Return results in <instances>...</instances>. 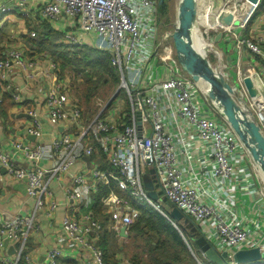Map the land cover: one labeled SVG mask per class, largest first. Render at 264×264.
<instances>
[{"label":"built area","instance_id":"2783aa9c","mask_svg":"<svg viewBox=\"0 0 264 264\" xmlns=\"http://www.w3.org/2000/svg\"><path fill=\"white\" fill-rule=\"evenodd\" d=\"M243 1L249 3L240 0L229 7L235 19L240 18ZM252 1L250 13L259 0ZM28 2L13 0L23 17L30 11ZM11 9L0 5V13ZM40 14L47 21H69L80 32L97 38L94 46L108 52L128 105L117 103L116 93L108 100L94 97L91 107L95 114L87 118L70 91L69 79L60 77L58 67L50 61V72L46 71L45 76L51 84L44 104L48 121L62 128L61 135L52 139L49 148L40 142L33 147L15 143L14 148L22 151L28 167L17 166L11 153L0 145V168L23 181L27 195L35 200L27 214L17 213L8 219L0 214V264H33L27 240L38 228L37 215L42 210L50 215L57 206L56 201L46 199L50 195L49 180L95 153L101 154L111 169L83 164L64 188L70 213L61 220L63 234L75 241L83 254L87 252L95 264H106L97 244L102 230L118 232L121 225L132 224L141 207L166 216L160 198L163 196L193 218L200 234L219 253L225 252L230 264H236L233 255L245 249L259 248L264 259V178L217 104L207 97L206 88L179 65L173 30L164 28L159 0H46ZM236 29L223 25L212 28L207 39L215 45L213 37L220 31L222 41L230 43L234 37L237 47L245 46L255 57L260 56L264 41L237 36ZM30 36L35 37L36 32L31 31ZM62 37L63 43L79 45V39L69 30L63 31ZM216 64L226 68L220 57ZM12 66L33 69L35 61L26 57L23 49L13 47L0 60V70ZM261 69L264 70V60ZM231 70H222L221 74L264 134V99L258 98L252 74L238 73L231 79ZM245 76L252 78L257 88L255 96L248 94L243 84ZM261 84L264 88V82ZM27 113L30 124L26 133L40 138L38 115L32 110ZM41 158L50 160L48 169L37 164ZM147 168L153 169L162 191L156 200L148 197L143 185L142 173ZM110 181L127 193L134 206L127 198L108 193L101 199L108 216L104 225L93 216L90 205L99 184ZM80 206L86 213L76 216ZM8 245L16 246L11 258L5 253ZM64 253L63 245L52 247L46 255L48 263L55 264Z\"/></svg>","mask_w":264,"mask_h":264},{"label":"crops","instance_id":"0c3cea01","mask_svg":"<svg viewBox=\"0 0 264 264\" xmlns=\"http://www.w3.org/2000/svg\"><path fill=\"white\" fill-rule=\"evenodd\" d=\"M45 2L46 0H29L28 9L30 11L27 17H23L13 4V0H0V5L5 4L12 8L11 11L7 13H0V60L5 57L9 48L18 47L23 49L26 57L32 58L35 61L33 69L23 70L12 66L8 70H0V145L11 153L16 165L22 167H28L30 164L26 161L22 151H17L14 148L15 143H21L23 147H33L36 143L40 142L48 147L53 138L61 135L62 130L60 126H55L48 121L47 107L44 104V97L51 84L50 79L45 76V72H50L49 63L52 61V57L47 51L39 50L36 47L30 36V32L35 31L37 33L38 30L45 29V26H47L59 33V38L56 43H60L61 41L63 42V31L69 30L79 39L80 45L88 44L94 46V42L91 43L86 41L87 35L74 28L71 22L65 21L64 19H59L56 22L43 19L40 10ZM220 2L221 0H197V5L201 4L202 9L201 13L197 12L200 13V15L196 14L199 17V20L196 22L197 27L203 28L205 25L211 24L209 15L211 11L217 14L216 12L222 8V3ZM263 2L264 0H259L252 13H250L252 10L251 4L254 3L252 0H249V3L244 2L240 5L241 10L245 8L243 15L239 18L241 25L246 20L248 14L249 16L241 29L237 28L234 30L237 32V36L241 34L244 37L251 38L254 42L264 41ZM254 12L255 14L252 15ZM205 15H207V17ZM219 41V43H214L220 52L223 53L222 62L226 68L221 69V67L218 66L219 64H216V61L211 64L217 68L220 67L221 71L232 69L231 73L234 77L232 78L230 75L231 79L236 78L238 73L243 75L252 74L258 90L264 91L261 84L264 82V70L261 69L264 60V50L260 56L255 57L245 46L237 47V40L234 37L231 38L230 43H227L226 39L222 41L221 38ZM228 60H230L229 64ZM220 69L218 68V70ZM2 73L3 77L1 76ZM29 110L34 111L41 121L42 136L40 138H35L26 133V128L30 124V116L27 113ZM97 155L99 154H96V156ZM87 162L90 163V165L96 164L100 166L104 160L101 159V161H97L91 157L83 161H77L66 173L49 180L48 186L50 195H48L46 199L56 201L57 206L50 215H47L45 210L40 211L37 215L38 228L27 240L32 247L33 264H49L46 257L47 252L52 247H57L58 245H63L65 253L63 256L56 259L55 264H95L92 257L87 252L83 254L82 248L75 241L68 239L63 234L61 228L62 218L70 213L67 205L68 202L64 194V188L73 175ZM37 164L44 169H48L50 167V160L41 158ZM0 175V214L8 219L17 213H29L34 207L35 200L27 195L25 183L14 179L3 168H0ZM155 191H159L158 187H155ZM170 206L172 205L163 201L166 216L162 215L179 229L182 227L183 230H186L190 236L194 234L198 228L193 220L187 221H191L194 224L192 228H196L195 231L191 230L192 228L187 225V221L184 222V219L179 223H174V221L168 217L167 214L170 211ZM90 209L99 214L98 209L94 205V199L92 200ZM81 213H86V209L82 206L79 208V213L77 212L75 215L79 216ZM122 226H124V224L120 226L118 232L108 231L105 228L102 230L101 234H99L98 240L104 248H102L104 251L103 260L107 264H130L129 260L133 255L128 257V255L123 256V253H120L124 252L127 254V242L128 238L131 236L129 231L130 225H125L124 235H120ZM183 238L190 255V258L187 259L185 264H205L201 258L206 257L197 248L194 241L189 242L185 235ZM14 247L16 246L8 245L6 247L5 253L8 258L14 255ZM140 259L143 263L153 264L149 262V257L146 261L141 256Z\"/></svg>","mask_w":264,"mask_h":264},{"label":"water","instance_id":"95a60500","mask_svg":"<svg viewBox=\"0 0 264 264\" xmlns=\"http://www.w3.org/2000/svg\"><path fill=\"white\" fill-rule=\"evenodd\" d=\"M162 2L163 0H159V3ZM199 9L197 0H179L177 4L176 24L171 34L177 61L182 70L194 81L199 82L201 79L207 84V97L217 104L221 113L226 118L237 137L244 144L252 161L259 168L264 178V134L259 124L249 115L248 111L243 109L239 104L237 98L234 96V90L230 83L193 43L192 28L197 21L196 14ZM217 20L230 24L232 21H238L239 19H235L233 14L226 10L219 14H215V12L211 11L209 15L210 23L213 25ZM221 37L222 33L220 31L217 32L213 37L214 42H218ZM243 84L250 96H255L257 94V88L250 76H245L243 78ZM110 101L111 100L108 101V104ZM149 170L150 177L143 182V185L148 197L156 200L162 195V191H155V187H158V183L154 176L153 169ZM161 199L169 205H172L166 197L163 196ZM170 207V211L167 215L174 223H179L182 219H184V222L193 220L192 217H186L173 205ZM125 228V225L121 227L120 235H124ZM175 228L180 231L177 226H175ZM191 230L195 231L196 228H192ZM191 237L197 248L208 260L218 264H230L227 254L225 252L219 253L208 243L204 236L194 233ZM260 260L261 252L259 248L239 250L232 257V261L236 264H250L259 262Z\"/></svg>","mask_w":264,"mask_h":264},{"label":"trees","instance_id":"16d2710c","mask_svg":"<svg viewBox=\"0 0 264 264\" xmlns=\"http://www.w3.org/2000/svg\"><path fill=\"white\" fill-rule=\"evenodd\" d=\"M262 4V6H264V2ZM159 11L162 17H165L166 19L168 18L166 2L159 3ZM58 38L59 33L57 31L45 26V29L38 30L36 36L32 37V40L39 50H44L51 54L52 61L59 69L60 77L65 76L63 73L67 71L64 70L67 67L74 69L77 74L80 73L85 82L84 95L86 99L89 100L91 94L95 91L97 84L105 83L107 80H110L113 83L117 82V74L110 65L109 54L104 48L98 46L90 47L88 44L73 46L63 42L56 43ZM105 76H107L108 79L102 80ZM91 109L94 108L91 107L90 102V110ZM85 114L87 117L88 112L85 111ZM96 154L99 153L93 154L92 159L97 161H101V159L104 160V157L101 154L97 156ZM100 168L111 169L110 166L104 162L100 164ZM110 192H115L118 196L127 198L134 206V202L130 200L127 193L121 189L115 181H110L109 184H99L94 195V205L98 209L99 214L93 210L92 214L95 218H99L104 225L106 224L108 217L105 214L101 199ZM137 211L136 218L129 226L130 233L142 237L148 232L151 233L153 237H156L155 244H152V241L148 243V253L150 254L148 259L149 262L153 264H185L187 259L190 258V255L184 240L174 228L172 222L161 213L148 207H141L137 209ZM187 225L190 228L194 227V224L191 221H187ZM195 233L199 234L198 230ZM182 234L183 236L185 235L189 242L193 241L192 237L186 230H183ZM97 244L99 246L101 245V249L103 248L99 240L97 241ZM129 261L130 264H146L142 262L140 256L137 254H133Z\"/></svg>","mask_w":264,"mask_h":264},{"label":"rangeland","instance_id":"374dc122","mask_svg":"<svg viewBox=\"0 0 264 264\" xmlns=\"http://www.w3.org/2000/svg\"><path fill=\"white\" fill-rule=\"evenodd\" d=\"M234 1L235 0H227V2L225 1L223 8L220 10V12H222L224 10H226L227 12H230L229 7L232 4V2L238 3L240 0H236L235 2ZM178 2H179V0H167V2H166V7L168 10V18L166 19L165 17H163V24H164V28H166L167 30H170V29L173 30V28L176 24V13H177ZM199 6L201 7V4L200 5L198 4V7ZM198 12L201 13V9H199ZM200 13H197V15H200ZM254 14H255V12L252 15H254ZM196 20H199L198 16H196ZM229 26L234 27L236 25H232V23H231ZM211 32H212L211 30L205 31V29H202V32H201L202 40L203 41L208 40L207 35L211 34ZM86 41H89L91 43H93V42L95 43V42H97V38L96 37L92 38V37L87 35ZM90 47H91V45H90ZM202 49H204L203 51L205 53V56L206 55L208 56L211 63H215V61L217 62V57H220V60L222 61V54H219L218 52H216V50L214 48L203 45ZM64 70H67L63 74L70 81V88H71L72 94L78 100V102L81 104L84 111L88 112L87 117L89 119H91L95 114V109L90 110V102H91V99H93L94 97H99V98H102L104 100H108L112 96V94L116 93V96L114 98V99H116V102L123 104L125 107H127L128 104H127V100L125 98L124 89L121 90L119 88V84H120L119 76H116L117 77L116 83H113L110 80H107L105 83L97 84L95 91L91 94V96L88 100V99H86V97L84 95L85 82H84L82 76L80 75V73L77 74L74 69L69 68V67L65 68ZM218 71L221 73V70H218ZM261 73H260V75L262 76ZM106 79H108L107 76H105L102 80H106ZM149 171L150 170L147 168V169H145V172L142 173L143 182L145 180L149 179V177H150ZM166 211H167V208H166ZM106 223H108V221ZM174 228H175V226H174ZM175 229L177 230V228H175ZM181 231L183 232V229H181ZM182 232H181V234H182ZM178 233L182 237V239H184L182 236L183 234L181 235L179 231H178ZM151 241H152V244L156 243L155 242L156 237H153V235L151 233L146 232L145 235L142 237L135 236L134 234H131V236L128 238V242H127V247H126L127 254L124 252H120V253H123V256L128 255V257L133 255V254H137L138 256L143 257V259L146 261L147 258L150 256V254L148 253V243ZM201 259L205 264H218V263H215V262L208 260L207 258L202 257ZM250 264H264V259H261L257 263H250Z\"/></svg>","mask_w":264,"mask_h":264},{"label":"bare ground","instance_id":"6f19581e","mask_svg":"<svg viewBox=\"0 0 264 264\" xmlns=\"http://www.w3.org/2000/svg\"><path fill=\"white\" fill-rule=\"evenodd\" d=\"M226 2H227V0H226ZM220 3H222V8H223V5H224V3H225V0H221V2ZM221 8V9H222ZM219 9V8H218ZM221 9H219V11L217 12V13H219L220 12V10ZM245 10V8H243L242 10H241V12H240V14H239V17H241L242 15H243V11ZM232 23V25H236V27L237 28H240L241 27V22L238 20V21H236V20H234V21H232L231 22ZM230 23V24H231ZM230 24H226L224 21H221V20H217V22L215 23V24H213L212 25V23L211 24H209V25H205V27H203V28H200V27H197V25H196V22L194 23V26H193V28H192V39H193V43H194V45H195V47H197V48H199L200 49V51L202 52V54L205 56V53H204V49H202V46L203 45H205V46H208V47H212V48H214L215 50H216V52H218V53H220V50L217 48V46H216V44L215 45H213V43H211L209 40H206V41H203L202 40V38H201V32H202V29H205V31H207V30H210V29H212V28H218V27H220L221 25H223V26H226V27H229V25ZM220 42V41H219ZM218 42V43H219ZM206 57V56H205ZM256 79V78H255ZM199 83H200V85H203L205 88H207V84L203 81V80H199ZM262 97V100L264 99V91H259V95H258V98L259 97ZM263 102H264V100H263Z\"/></svg>","mask_w":264,"mask_h":264},{"label":"flooded vegetation","instance_id":"af4514ba","mask_svg":"<svg viewBox=\"0 0 264 264\" xmlns=\"http://www.w3.org/2000/svg\"><path fill=\"white\" fill-rule=\"evenodd\" d=\"M163 2H167V0H163Z\"/></svg>","mask_w":264,"mask_h":264}]
</instances>
